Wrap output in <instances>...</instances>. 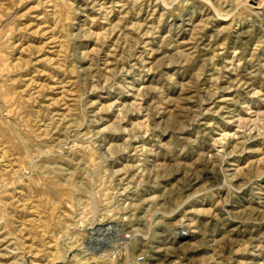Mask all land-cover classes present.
I'll list each match as a JSON object with an SVG mask.
<instances>
[{
    "label": "rangeland",
    "instance_id": "374dc122",
    "mask_svg": "<svg viewBox=\"0 0 264 264\" xmlns=\"http://www.w3.org/2000/svg\"><path fill=\"white\" fill-rule=\"evenodd\" d=\"M95 2L0 0V264H264V0Z\"/></svg>",
    "mask_w": 264,
    "mask_h": 264
},
{
    "label": "bare ground",
    "instance_id": "6f19581e",
    "mask_svg": "<svg viewBox=\"0 0 264 264\" xmlns=\"http://www.w3.org/2000/svg\"><path fill=\"white\" fill-rule=\"evenodd\" d=\"M84 1V4H85V7L83 8V10H89V9H92L93 7H95V5L98 3H96L95 1L96 0H83ZM105 2V1H104ZM108 2V1H107ZM115 2H117V1H115ZM99 4V3H98ZM102 4V3H101ZM123 5V4H122ZM103 7H104V5H102ZM106 7V6H105ZM100 8V7H99ZM98 8V9H99ZM105 9V8H104ZM102 10V9H101ZM99 12V11H98ZM109 12V11H108ZM100 13V12H99ZM101 13H103V12H101ZM83 14V13H82ZM86 15V14H85ZM86 16H88V14L86 15ZM82 20H84V19H82ZM81 25V24H80ZM80 27V26H79ZM81 28V27H80ZM79 28V29H80ZM200 171V170H199ZM198 172V171H197ZM197 175V174H196ZM205 176H206V174L204 173V174H202V176H197L196 178H194L195 179V182L194 183H197V182H199V181H201V180H203L204 178H205ZM236 176V175H235ZM157 177H158V175H157ZM238 181V180H237ZM244 181V180H243ZM240 182V181H239ZM214 184V183H213ZM203 185V184H202ZM201 185V186H202ZM191 186V185H190ZM216 187V186H215ZM241 187V186H240ZM200 189V188H199ZM236 189V188H235ZM237 190V189H236ZM240 190V189H239ZM165 199H163V201H164ZM264 200V199H263ZM144 201H146V203H145V205L144 206H148V198L146 197L145 199H144ZM169 202V201H168ZM167 203V202H166ZM184 203V202H183ZM264 203V202H263ZM161 204V203H160ZM236 204V203H235ZM250 204V203H249ZM162 205V204H161ZM256 206V205H255ZM231 208V207H230ZM245 208V207H244ZM254 208V207H253ZM259 208V207H258ZM145 209H147V208H144V210ZM225 209H226V207H225ZM242 209V208H241ZM262 209H264V208H262ZM236 210V209H235ZM246 210V209H245ZM244 210V211H245ZM175 211H177V210H175ZM247 211H249L248 209H247ZM255 211V210H254ZM232 212V211H231ZM237 212V211H236ZM192 213H193V210H185L184 211V215H183V218H179L180 220H178V229H177V231H175V239L177 240V242H189L190 243V241H192L195 237H196V234H197V230H196V226H198V225H196L194 222H193V218H192ZM239 213V212H238ZM244 213V212H243ZM249 213V212H248ZM176 213H174L173 215H175ZM220 214V213H219ZM218 214V215H219ZM237 213H235L234 215H236ZM251 214V213H250ZM233 216V215H232ZM231 216V217H232ZM217 217V216H216ZM222 217L223 216H221V219H222ZM239 217V216H238ZM247 217V216H246ZM253 217V216H252ZM224 218V217H223ZM241 218V217H240ZM247 218H249V217H247ZM260 218V217H259ZM263 218V217H262ZM249 219H251V218H249ZM162 220V219H161ZM176 220V219H175ZM224 220V219H223ZM259 220V219H258ZM172 221H174V220H172ZM246 221V220H245ZM244 221V222H245ZM169 223V222H168ZM224 223H226V221L224 222ZM164 224V223H163ZM176 224V223H175ZM222 224V223H221ZM97 225L98 226H95L94 227V230H93V232H92V237H91V239L90 240H88V241H90V248L91 249H93L95 252H99V251H101V250H103V249H105V248H107L108 246H110V244H111V242H112V240H113V238H115L116 236H117V231L118 230H114L112 227H104V226H101L100 225V223H97ZM171 226V228H172V225H170ZM119 227V226H118ZM160 227V226H159ZM169 227V226H168ZM121 228H123V227H121ZM119 229L120 230V232L122 231L123 232V229ZM236 228V227H235ZM244 228V227H243ZM201 229V228H200ZM169 230H171V229H169ZM168 230V231H169ZM233 230V229H232ZM200 231V230H199ZM160 232V231H159ZM201 232V231H200ZM206 232V231H205ZM204 233V232H203ZM262 234L264 233V232H261ZM119 234V233H118ZM149 234V233H148ZM160 235H159V237H158V239L157 240H155V241H153L151 244H150V247H151V252H152V256H153V259L154 260H159V262L160 261H165V262H167L173 255H171V250H173L174 248H175V244H173L176 240H174L173 242H170V240H168L167 239V234H166V232H165V229L164 230H162L160 233H159ZM261 234V235H262ZM231 235V234H230ZM123 236V235H122ZM131 235H128L127 237H130ZM206 236V235H205ZM249 236V235H248ZM253 235H251V237H252ZM132 237V236H131ZM135 237H137L138 238V240H139V244H140V246H142L144 249H146L145 251L147 252V255H146V258H148V239H147V237L148 236H146V235H143V234H141V233H135V236L133 237V238H135ZM228 237V236H227ZM259 237V236H258ZM261 237V236H260ZM236 238V237H235ZM241 238V237H240ZM247 238V237H246ZM250 238V237H249ZM119 239V238H118ZM117 239V240H118ZM121 239V238H120ZM122 239H124V238H122ZM215 240V239H214ZM224 240V239H223ZM230 240V239H229ZM228 240V241H229ZM249 240V239H248ZM262 241H263V238L261 239ZM216 241V240H215ZM219 241V240H218ZM218 241H217V243H218ZM261 241V242H262ZM220 242H221V240H220ZM241 242V241H240ZM119 243V242H118ZM192 243V242H191ZM214 243V242H213ZM223 243V242H222ZM243 243V242H242ZM88 244V243H87ZM114 244H115V242H114ZM120 244V243H119ZM231 244H232V242H231ZM254 244V243H253ZM261 244V243H260ZM259 244V245H260ZM188 245V244H187ZM224 245V244H223ZM235 245V244H234ZM247 245V244H246ZM248 245H250V244H248ZM182 246V245H181ZM183 246H184V244H183ZM212 246V245H211ZM225 246V245H224ZM230 246V245H229ZM240 246V245H239ZM88 247V246H87ZM177 247V246H176ZM192 247H193V245H192ZM212 247H214V246H212ZM216 247V246H215ZM234 247V246H233ZM232 247V248H233ZM221 248H222V246H221ZM238 248V247H237ZM241 248V247H240ZM244 247H242V249H243ZM250 248V247H249ZM264 248V247H263ZM90 250V249H89ZM178 250V249H177ZM195 250V249H194ZM235 250V249H234ZM237 250V249H236ZM244 250H246V249H244ZM93 251V252H94ZM229 251V250H228ZM176 252V251H175ZM225 252V251H224ZM234 252V251H233ZM245 252V251H244ZM253 253V252H252ZM263 253V252H262ZM212 254H213V252H212ZM221 254V253H220ZM230 254H232V253H230ZM141 256V255H140ZM139 256V257H140ZM214 256V255H213ZM212 256V257H213ZM229 256V255H228ZM183 257V256H182ZM216 257V256H215ZM173 259V258H172ZM199 259V258H198ZM215 259V258H214ZM140 260V259H139ZM231 260V259H230ZM177 261V260H176ZM182 261H183V259H182ZM251 261V260H250ZM254 261V260H253ZM179 262V261H178ZM204 262V261H203ZM227 262V261H226ZM246 262H247V260H246ZM246 262H243L244 264L246 263ZM185 263V262H184ZM200 263V262H199ZM204 263H206V262H204ZM159 264H161V263H159ZM195 264V263H194ZM248 264V263H247ZM251 264H252V262H251ZM254 264V263H253ZM259 264V263H258ZM261 264V263H260Z\"/></svg>",
    "mask_w": 264,
    "mask_h": 264
}]
</instances>
